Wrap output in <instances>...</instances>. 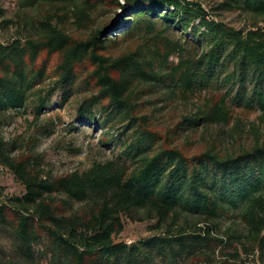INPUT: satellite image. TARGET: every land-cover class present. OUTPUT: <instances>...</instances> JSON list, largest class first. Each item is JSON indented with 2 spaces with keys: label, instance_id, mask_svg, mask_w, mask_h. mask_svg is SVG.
Masks as SVG:
<instances>
[{
  "label": "trees",
  "instance_id": "16d2710c",
  "mask_svg": "<svg viewBox=\"0 0 264 264\" xmlns=\"http://www.w3.org/2000/svg\"><path fill=\"white\" fill-rule=\"evenodd\" d=\"M67 1V16L86 36L68 33L48 16L37 22L34 39L0 43V113L34 98L40 113L55 92L65 100L78 93V121L100 126L105 145L114 144L119 155L51 179L39 162L35 167L30 157L13 156L0 134V165L25 188L22 197L0 195V236L19 261L7 260L0 247V264H39L37 246L48 264H264V137L252 130L249 147L191 154L170 131L157 130L140 103L154 89L185 100L206 91L198 112L184 119L189 127L229 126L237 108L257 110L264 120V26L244 34L189 0L26 4ZM222 7L264 23V0H230ZM113 9L120 21L95 28L96 17ZM69 202L86 210L68 215ZM123 215L132 222L156 219L166 232L116 243ZM227 215L233 225L217 235L210 224ZM183 217L197 219L194 229L186 222L173 231Z\"/></svg>",
  "mask_w": 264,
  "mask_h": 264
},
{
  "label": "rangeland",
  "instance_id": "374dc122",
  "mask_svg": "<svg viewBox=\"0 0 264 264\" xmlns=\"http://www.w3.org/2000/svg\"><path fill=\"white\" fill-rule=\"evenodd\" d=\"M203 5V8L216 21L223 22L244 34L254 30L255 26L263 27L264 23L253 15L239 9L227 10L222 7L230 0H189ZM71 1L67 2H41L34 6H28L26 0H0V9L4 14L0 15V43L6 46L20 41L36 37V24L44 18L51 16L55 22L60 23L68 33L84 37L86 32L80 30L69 19L68 11ZM120 12L111 10L96 17L95 28H101L110 22L120 21ZM11 22L7 24V22ZM125 28H120L123 31ZM120 50V49H119ZM113 51V53H117ZM177 61L176 57L172 58ZM50 81L46 82L49 86ZM228 90L223 86L222 91ZM207 97V92H198L193 97L185 100L176 93H171L167 88L154 89L151 94H146L140 103L144 114L151 116L157 130L164 135L167 132L174 136L176 144L185 148L189 153L196 154L209 149H215L223 155L229 154L240 147H249L255 141L252 130L260 132L264 137V120L257 110L247 112L237 108L235 119L229 126L202 125L197 128L184 124V119L198 112ZM81 95L73 94L68 99H63V92H55L48 100L46 108L38 112L37 99L31 101L22 109L9 110L0 113L2 126L0 134L4 138L7 148L13 156L30 157L34 165L38 162L45 177L54 179L75 172H87L95 163L108 162L118 157L119 151L112 144L106 146L102 140L104 131L98 125L81 123L77 119L78 107ZM115 134H118L116 131ZM35 167H38L37 165ZM25 188L18 182L14 174L0 165V195L6 197H22ZM59 202L67 200L64 196H57ZM70 203L67 209L68 215L83 213L86 205ZM140 217H146L145 211H139ZM180 218L173 231L186 227V222L194 229L197 219L185 220ZM124 231L115 238L116 243L135 244L141 240L149 239L156 235H163L166 228L159 230L156 219L132 222L126 215L122 216ZM168 224L173 225L171 220ZM200 224L199 226H204ZM216 232L222 236L229 227L232 219L230 215L210 224ZM241 230V228H240ZM0 247L7 260L17 261L11 242L0 236ZM41 246H37L36 262L48 264L49 259L38 254ZM258 264V263H252Z\"/></svg>",
  "mask_w": 264,
  "mask_h": 264
}]
</instances>
